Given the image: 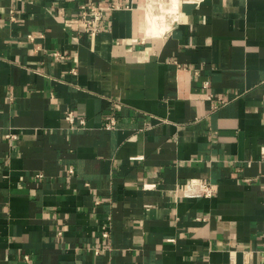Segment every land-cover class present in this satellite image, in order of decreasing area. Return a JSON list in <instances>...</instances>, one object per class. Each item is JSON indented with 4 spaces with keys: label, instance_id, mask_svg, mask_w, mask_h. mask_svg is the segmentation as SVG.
<instances>
[{
    "label": "crops",
    "instance_id": "crops-1",
    "mask_svg": "<svg viewBox=\"0 0 264 264\" xmlns=\"http://www.w3.org/2000/svg\"><path fill=\"white\" fill-rule=\"evenodd\" d=\"M84 1L0 0V264H264V0Z\"/></svg>",
    "mask_w": 264,
    "mask_h": 264
},
{
    "label": "built area",
    "instance_id": "built-area-1",
    "mask_svg": "<svg viewBox=\"0 0 264 264\" xmlns=\"http://www.w3.org/2000/svg\"><path fill=\"white\" fill-rule=\"evenodd\" d=\"M123 6L119 3H112L108 6L96 3L94 0H85L80 4V15L78 17V22L81 23L83 31L90 36H97L105 32L108 28L107 16L114 12L115 10L121 9ZM32 38V36H30ZM57 58H63V55L60 53H55ZM75 74V71H72ZM208 83H206L207 85ZM209 100L213 99V95L208 96ZM227 101L222 100V103ZM65 120L68 121L73 130L82 129L86 127V120L80 119L77 120L76 115L73 111H68L65 116ZM115 125L114 121L108 123L106 128L111 129ZM15 137V135H8V137ZM262 157L264 159V148L262 149ZM152 185L151 187H154ZM145 188H150V185H145ZM217 192V186L209 181L200 182V181H190L187 189L185 190L184 196L186 198H198V197H213ZM102 236L107 238L110 236V229L108 226H105L102 231Z\"/></svg>",
    "mask_w": 264,
    "mask_h": 264
},
{
    "label": "bare ground",
    "instance_id": "bare-ground-1",
    "mask_svg": "<svg viewBox=\"0 0 264 264\" xmlns=\"http://www.w3.org/2000/svg\"><path fill=\"white\" fill-rule=\"evenodd\" d=\"M151 7L153 6L151 5ZM176 9H177V0H170V6L166 8L162 7L158 15H156L154 13V9L151 8L149 11V15H150L149 25H150L151 34L154 35L156 32L164 33L166 30L170 29L171 25L166 26L167 24L165 25L166 27L162 26V28L160 29L159 27L160 25H164L165 22H167L168 16L174 17L176 13ZM156 27H158V29Z\"/></svg>",
    "mask_w": 264,
    "mask_h": 264
}]
</instances>
